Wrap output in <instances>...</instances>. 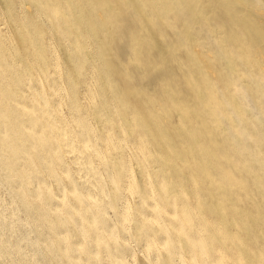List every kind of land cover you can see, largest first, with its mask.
Instances as JSON below:
<instances>
[{
  "label": "bare ground",
  "instance_id": "1",
  "mask_svg": "<svg viewBox=\"0 0 264 264\" xmlns=\"http://www.w3.org/2000/svg\"><path fill=\"white\" fill-rule=\"evenodd\" d=\"M35 1L37 7L46 8L45 0ZM52 1L62 3V0ZM71 2L69 0L66 4L63 1L65 17L56 25L60 34L76 36V46L70 58L77 73L81 74L82 65L88 61L85 53V34L75 22ZM40 28L36 30V36L32 29H24L28 50H32L34 46L35 51H38L36 45L42 43L38 36ZM1 47L3 49L0 41V183L11 180L14 176L15 179L11 182L19 186L23 183L25 175L31 171L34 160L39 164L50 161L51 151L64 143L72 142L75 138L78 147L88 143L90 129L81 114L76 119L75 130L67 129L68 126L66 127L59 118L60 114L57 115L59 111L56 109V88L49 85L46 95L39 91L33 83L36 78L33 77L32 65L21 57L18 63L9 65L2 55ZM42 53L39 52L40 59L47 64L44 51ZM212 64L220 75L219 79L212 80L210 77H203V74L199 75L203 78L204 86L198 80L193 82L192 95L187 98L190 102L195 101L190 104L187 112L172 103L156 110L147 104H138L140 102H137V99H129L123 94L117 97L119 106L127 115L125 117L130 124L131 139L139 143V137L143 136L144 142L141 144L147 142L157 150V156L151 159L154 163L150 165L148 174L172 186L170 198L160 202L152 211L149 209H152L153 205L149 204L148 208H144L139 200L135 202L134 214L137 223L133 235L138 237L141 247L152 241L170 245L171 256L167 258L166 264H177L178 258L184 257L177 253L180 247L187 250L189 257L195 259L199 253L215 264H226L223 251L229 253L234 264H264V134L253 131L254 126L260 129L261 125H255L245 116V108H255L258 100L264 117V72L241 69L235 75L230 73L231 81L227 82L225 79L229 76L228 72L224 71L226 77L223 80V67L220 68L213 61ZM212 83L213 85H209ZM245 85L250 86L247 88ZM251 85H255L259 99ZM108 88L109 85H103L100 89L104 106H108L105 95ZM86 108L88 111V107ZM77 110L79 111L78 108ZM109 111L106 112L101 106L96 111V115L100 117L99 128L106 129L107 133L115 121L114 115ZM163 115L167 119H163ZM64 137H68V140ZM237 137L241 139L239 145L229 147L228 143ZM239 154H245L247 159ZM114 158L117 161H126L121 153ZM26 164L27 168L21 172V168ZM128 172L124 170L120 173L124 188L128 184ZM140 172L141 181L137 185L143 190L146 172L143 167H140ZM63 186L68 187L69 192L72 191L69 185ZM78 187L81 194H90L92 191V186L88 184H80ZM62 199L63 196L50 200L44 214L50 222L67 226L70 219L78 218L73 217L70 210L64 208L60 202ZM123 199L122 192L115 201L119 213L113 215L122 221L125 218V210L121 208ZM72 207L75 208L76 205L73 204ZM160 216L168 221L167 224L158 223L160 227L154 226L157 223H147L145 219L158 222ZM192 216L199 217L197 223ZM122 221L119 227L123 225ZM101 225L107 231L114 228L110 219H101ZM196 225L203 228L202 236L197 233ZM202 260L194 264H205Z\"/></svg>",
  "mask_w": 264,
  "mask_h": 264
},
{
  "label": "rangeland",
  "instance_id": "2",
  "mask_svg": "<svg viewBox=\"0 0 264 264\" xmlns=\"http://www.w3.org/2000/svg\"><path fill=\"white\" fill-rule=\"evenodd\" d=\"M63 1L66 4L69 2L62 0V3ZM70 1V5L74 7L75 22L85 34V53L88 61L82 65L81 74L77 73L70 58L76 46V36L60 34L56 25L66 13L65 6L59 2L45 0L46 8H39L35 0H0V41L3 46L1 50L5 61L11 66L18 63L20 57L32 65L33 77L36 78L33 83L39 91L46 95L49 85L56 88V109L59 111L57 115L60 114L59 118L66 127L68 126L67 129L75 130L76 119L81 115L84 117L90 129L91 147L98 155H102L101 158L105 148L120 149L112 155L114 157L121 153L126 161L130 155L128 149L142 150L150 165L154 163L151 159L157 156L153 145L147 142L141 144L144 142L143 136L139 137V143L131 139L130 124L125 117L127 115L117 99L122 94L129 99H137V102H140L138 104L144 103L156 110L172 103L187 112L190 104L195 101L190 102L187 98L192 95L193 82L198 80L203 84V78H200L202 74L212 80L220 77L212 61L220 68L223 67V80L226 77L224 71L228 72V75H235L241 69L264 72V17L249 22L236 13L232 0ZM25 28L32 29L35 36L36 30L40 28L38 36L42 43L36 47L39 52L44 51L47 64L40 59L34 46L32 50H28ZM228 77L225 80L230 82V75ZM262 80L264 82V78ZM103 85H109L105 93L108 106L102 104L100 89ZM181 86L182 88H179ZM245 86L248 88L250 85ZM251 86L255 89V85ZM262 89L264 90V85ZM255 96L259 99L260 95L256 89ZM257 104L255 108H245V116L255 125H261L260 129L254 126L253 131L264 134V117L260 104ZM100 106L114 115L115 121L108 133L106 129L99 128L100 117L96 111ZM193 107L195 108V105ZM177 116L179 117L178 114ZM162 118L167 119L164 115ZM237 138L228 143L229 147L239 145L241 139ZM75 140L76 138L72 142L79 148ZM239 156L247 159L245 154ZM34 163L39 165L36 160ZM26 166L27 164L23 165L20 171L25 170ZM131 166L135 168V172H128L129 180L125 187L127 191L123 192L124 199L121 204L124 210L129 200L128 193L134 191L131 184L137 185L141 181L140 167L135 164ZM108 215L111 217L110 224L114 228L119 227L122 220L113 217L112 212H108ZM198 216H192L195 223L199 220ZM160 222L168 223L166 218L160 216L158 222L152 224ZM196 230L202 236L204 231L200 225H196ZM157 243L161 244L158 241ZM177 253L184 256L178 258L177 264H194L202 259L205 264H215L199 253L195 259L189 257L187 250L182 247L177 249ZM222 253L226 264H234L229 253ZM140 264H145L143 258L140 259Z\"/></svg>",
  "mask_w": 264,
  "mask_h": 264
},
{
  "label": "clouds",
  "instance_id": "3",
  "mask_svg": "<svg viewBox=\"0 0 264 264\" xmlns=\"http://www.w3.org/2000/svg\"><path fill=\"white\" fill-rule=\"evenodd\" d=\"M232 3L236 13L249 22L264 17V0ZM91 143L79 148L74 142L64 143L50 152V161L33 164L21 185L11 182L14 176L0 184V264H140V258L145 264H166L171 256L170 245L152 241L141 247L133 235L137 223L134 206L139 200L144 208L151 204L149 210H154L170 198L172 186L148 174L150 164L143 152L128 149V160L117 161L112 153L120 149H105L101 158ZM132 164L144 168L145 187L141 190L134 185L123 225L106 231L101 219H111L108 212L119 213L115 201L127 191L120 173H134ZM80 184L91 185V193L81 194ZM61 196L64 208L78 218L70 219L67 226L50 222L44 214L48 202Z\"/></svg>",
  "mask_w": 264,
  "mask_h": 264
}]
</instances>
